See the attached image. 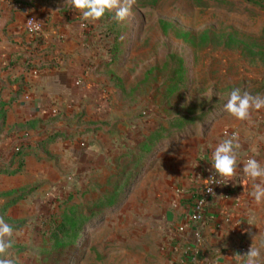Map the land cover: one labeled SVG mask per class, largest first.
Listing matches in <instances>:
<instances>
[{
    "label": "rangeland",
    "instance_id": "374dc122",
    "mask_svg": "<svg viewBox=\"0 0 264 264\" xmlns=\"http://www.w3.org/2000/svg\"><path fill=\"white\" fill-rule=\"evenodd\" d=\"M42 1L60 13L71 10L68 25L79 32L61 40L82 50L89 93L60 104V115L33 136L40 176L0 196V217L13 227L11 258L16 264H165L195 165L209 163L225 131L238 132L231 125L243 123L224 108L229 93L239 88L264 97V7L245 0H202L205 6L137 0L132 15L118 22L115 11L91 21L70 0ZM171 27L192 35L236 32L241 43L195 47ZM254 116L264 123V109L247 122ZM53 133L55 141L40 144ZM14 162L18 167L19 158ZM23 192L11 210L16 217L1 210L4 200Z\"/></svg>",
    "mask_w": 264,
    "mask_h": 264
},
{
    "label": "crops",
    "instance_id": "0c3cea01",
    "mask_svg": "<svg viewBox=\"0 0 264 264\" xmlns=\"http://www.w3.org/2000/svg\"><path fill=\"white\" fill-rule=\"evenodd\" d=\"M70 11L60 13L42 0H0V102L6 103V121L0 127V159L8 163L13 148L21 141L27 146L22 170L16 174L0 173L1 197L32 184L33 176H40L33 154V136L44 130L48 119L60 115V110H56L60 104L72 97L81 100L89 93L82 50L65 47L67 41L61 40L74 38L75 32H79L68 25ZM29 17L45 23L41 33L26 31L25 20ZM53 44L55 47H50ZM49 61L55 65L33 66ZM256 117L250 123L239 121L231 125L238 129L242 145L238 156L241 169L248 158L254 157L264 164V123ZM34 120L37 125L33 128ZM27 123L32 125L16 127ZM207 163L205 159L198 161L189 178L193 189L182 196L178 206L173 237L166 244L165 264H243V258L236 255L246 254L253 243L261 249L264 264V204H255L251 196L252 186L258 181H250L244 191L245 186L240 184L243 174L238 170L231 183L219 189L203 227L188 219L192 193ZM17 164L14 162L13 167ZM14 207L8 208V214L16 217L11 211Z\"/></svg>",
    "mask_w": 264,
    "mask_h": 264
},
{
    "label": "clouds",
    "instance_id": "9594fccd",
    "mask_svg": "<svg viewBox=\"0 0 264 264\" xmlns=\"http://www.w3.org/2000/svg\"><path fill=\"white\" fill-rule=\"evenodd\" d=\"M136 2L137 0H70L72 7L80 12L84 20L99 21L107 12L115 11L113 18L118 22L126 21L132 15L131 9ZM28 23L31 28L32 20ZM224 108L240 121H251L253 111L264 109V97L253 96L248 92L242 93L241 89L235 88L229 93ZM241 146L239 133L236 131L219 142L211 156L212 168L208 171L211 172L214 169L220 179L212 175L208 179H203V182L207 192L214 196L216 194L211 185H227L228 183L222 184L220 180L232 181L239 170L243 174L240 184L245 186L244 191L247 190L250 181H258L252 186L251 196L255 204H264V164L254 157L248 158L243 162L241 169V164L238 162ZM12 235L13 227L0 217V264H16L9 251L13 246L10 239ZM261 255V249L253 243L246 254L236 256L243 258V264H261Z\"/></svg>",
    "mask_w": 264,
    "mask_h": 264
},
{
    "label": "trees",
    "instance_id": "16d2710c",
    "mask_svg": "<svg viewBox=\"0 0 264 264\" xmlns=\"http://www.w3.org/2000/svg\"><path fill=\"white\" fill-rule=\"evenodd\" d=\"M19 2H25V3H30L29 1L26 0H18ZM246 2L253 4V5H258L261 7H264V0H245ZM156 1H154L152 4H154ZM151 2H144V3H140V6L144 7V6H148L150 5ZM200 5L205 6L207 3L205 1H199ZM163 27L165 32L169 29L167 26V23H163ZM176 34V37L183 39V41L185 42H190L193 46L195 47H206V46H223L225 48H235L237 47L241 41L238 39L237 37V33L236 32H231V33H214L211 32L209 30H204L196 35H192L190 32H181L179 30H177L175 27H171ZM40 38H36V40H39ZM253 52V51H251ZM55 65L52 62H45L42 63L40 65H33V66H37V67H43V66H53ZM98 66H94V70L97 68ZM93 70V71H94ZM5 102L1 101L0 102V127L4 126L5 121H6V113H5ZM32 125V123H27V124H19L17 125V129L18 128H25ZM37 125V121L34 120L33 121V128ZM59 136L58 133H53L51 135H48L45 139H42L40 141V144H44L45 142L47 143H51L53 141L56 140V138ZM147 144V143H145ZM27 146L25 145H21L19 151L14 152L11 156V160L8 163H5L3 160L0 159V173H7V174H16L21 170V167L23 166L24 163V158L27 154L26 151ZM19 158V166L16 168H13V164H14V160L15 158ZM13 194V193H12ZM3 194H0V196H2ZM11 195V194H9ZM25 192L14 196L12 198H10L7 202L4 203V205L2 206V211H6L10 206L16 204L20 199H22L25 196Z\"/></svg>",
    "mask_w": 264,
    "mask_h": 264
},
{
    "label": "built area",
    "instance_id": "2783aa9c",
    "mask_svg": "<svg viewBox=\"0 0 264 264\" xmlns=\"http://www.w3.org/2000/svg\"><path fill=\"white\" fill-rule=\"evenodd\" d=\"M29 20H32L31 28L29 27V23H28ZM44 28H45V23L43 21L36 19L35 17H29L25 22V29L30 34H39L44 30ZM231 133L232 132L230 131H225V134L227 136H230ZM20 147L21 146L18 145L15 148V152L19 151ZM211 162L212 161L210 160V162L207 164V166L203 170L202 175L195 187V191L192 193V196H191L192 207H191L190 212L188 213V219L191 222L199 223L201 227H203V225H205L208 220L209 210L211 209V206L214 205V202H215L214 199L216 195L218 194L219 189L222 186H226V185H211V187H213L215 194H216L214 196L211 193L207 192L206 185L204 184L203 179H208L212 175H216V178L220 179L218 174L215 173L214 169H212L211 172L208 171L209 169L212 168ZM220 182L222 184L228 183L227 185L231 183V181L230 182L224 181L222 179L220 180ZM180 229L184 230V227H180Z\"/></svg>",
    "mask_w": 264,
    "mask_h": 264
}]
</instances>
